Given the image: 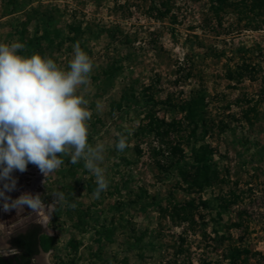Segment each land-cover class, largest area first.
Segmentation results:
<instances>
[{
  "label": "rangeland",
  "instance_id": "rangeland-1",
  "mask_svg": "<svg viewBox=\"0 0 264 264\" xmlns=\"http://www.w3.org/2000/svg\"><path fill=\"white\" fill-rule=\"evenodd\" d=\"M12 42L65 71L79 43L94 65L79 89L88 143L106 145L99 198L67 156L46 185L32 164L13 172V199L67 201L13 230L42 227L34 263L264 264V0H0ZM151 120L173 129L160 141ZM12 228L0 220V256Z\"/></svg>",
  "mask_w": 264,
  "mask_h": 264
},
{
  "label": "clouds",
  "instance_id": "clouds-1",
  "mask_svg": "<svg viewBox=\"0 0 264 264\" xmlns=\"http://www.w3.org/2000/svg\"><path fill=\"white\" fill-rule=\"evenodd\" d=\"M24 48L19 42L0 43V198L5 211H22L27 206L46 226L58 206L67 203L65 194L52 192L49 205L39 193L26 192L11 199L6 192L15 188L13 172L23 173L32 164L43 174L46 185L48 177L64 164L62 157L67 156L72 164L83 161L84 168L95 177L94 196L99 198L109 183L106 169L101 167L106 145L102 141L88 143L92 112L79 89L90 83L94 65L79 43L73 46L67 71L47 56L18 54ZM127 141L126 135H120L116 150L122 153Z\"/></svg>",
  "mask_w": 264,
  "mask_h": 264
},
{
  "label": "trees",
  "instance_id": "trees-1",
  "mask_svg": "<svg viewBox=\"0 0 264 264\" xmlns=\"http://www.w3.org/2000/svg\"><path fill=\"white\" fill-rule=\"evenodd\" d=\"M172 129V125L169 123L151 120L143 132L146 135L154 134L162 141L163 135H166L168 130ZM196 160L199 163H203L202 157ZM41 232L40 226L33 225L25 232L18 234L12 240V247L15 249V253L9 256H0V264H33L32 260L39 251Z\"/></svg>",
  "mask_w": 264,
  "mask_h": 264
},
{
  "label": "built area",
  "instance_id": "built-area-1",
  "mask_svg": "<svg viewBox=\"0 0 264 264\" xmlns=\"http://www.w3.org/2000/svg\"><path fill=\"white\" fill-rule=\"evenodd\" d=\"M2 188H3V183L0 182V189ZM6 195L11 197V199L14 198L11 196V191L6 192ZM3 203H4L3 198H0V220H2L3 223L7 225L8 227H15L17 223L21 222L23 217H25L28 214L29 212L28 210H30L28 207L25 206V209H23L19 213L15 212V213H12L11 215H6V211L3 209Z\"/></svg>",
  "mask_w": 264,
  "mask_h": 264
},
{
  "label": "flooded vegetation",
  "instance_id": "flooded-vegetation-1",
  "mask_svg": "<svg viewBox=\"0 0 264 264\" xmlns=\"http://www.w3.org/2000/svg\"><path fill=\"white\" fill-rule=\"evenodd\" d=\"M30 226H33V225H28L22 232L20 231V232H17V231H14L13 232V230H16V229H14V228H12V231L11 232H6V235H4V238L2 237V241H1V244L2 245H6L11 251H12V254H10V255H13L14 253H15V249L12 247V240L18 235V234H21V233H23V232H25ZM35 226V225H34ZM36 226H40V225H36ZM41 227V226H40ZM41 234L40 235H42V233H43V229H42V227H41ZM39 249V248H38ZM38 253H39V251H38ZM38 255V254H37ZM36 255V256H37ZM6 256H9V255H6ZM36 256L33 258V260H32V263L33 264H36V263H34V259L36 258Z\"/></svg>",
  "mask_w": 264,
  "mask_h": 264
},
{
  "label": "bare ground",
  "instance_id": "bare-ground-1",
  "mask_svg": "<svg viewBox=\"0 0 264 264\" xmlns=\"http://www.w3.org/2000/svg\"><path fill=\"white\" fill-rule=\"evenodd\" d=\"M23 209H25V206L23 207ZM19 213L21 211H17L16 209H9L8 211H6V215H11L12 213Z\"/></svg>",
  "mask_w": 264,
  "mask_h": 264
},
{
  "label": "water",
  "instance_id": "water-1",
  "mask_svg": "<svg viewBox=\"0 0 264 264\" xmlns=\"http://www.w3.org/2000/svg\"><path fill=\"white\" fill-rule=\"evenodd\" d=\"M22 223H24V224L26 225L27 222H26V220H25V221H23ZM22 223H20V224H22ZM20 224H19V225H20ZM19 225L15 226V227H13V228H14V229H18Z\"/></svg>",
  "mask_w": 264,
  "mask_h": 264
}]
</instances>
